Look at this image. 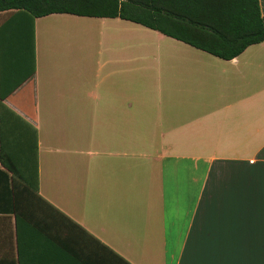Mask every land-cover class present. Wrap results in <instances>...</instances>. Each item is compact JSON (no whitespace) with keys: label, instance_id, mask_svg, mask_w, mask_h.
<instances>
[{"label":"crops","instance_id":"crops-1","mask_svg":"<svg viewBox=\"0 0 264 264\" xmlns=\"http://www.w3.org/2000/svg\"><path fill=\"white\" fill-rule=\"evenodd\" d=\"M140 27L0 13V264H264V42Z\"/></svg>","mask_w":264,"mask_h":264},{"label":"trees","instance_id":"trees-1","mask_svg":"<svg viewBox=\"0 0 264 264\" xmlns=\"http://www.w3.org/2000/svg\"><path fill=\"white\" fill-rule=\"evenodd\" d=\"M7 11L26 16L32 31L36 18L52 14L120 18L223 60L264 42L259 0H0Z\"/></svg>","mask_w":264,"mask_h":264},{"label":"rangeland","instance_id":"rangeland-1","mask_svg":"<svg viewBox=\"0 0 264 264\" xmlns=\"http://www.w3.org/2000/svg\"><path fill=\"white\" fill-rule=\"evenodd\" d=\"M138 27L139 26L135 25L134 45L135 46L148 47L150 50H152L150 54L156 55L157 51H156L155 45L147 46V45L143 44V41L140 38L141 36H140L139 32H137ZM58 28L63 30V37H66L67 40L69 39V42L73 41V38L79 37V38H77L76 43H79V44L85 43V44L96 45L99 43V40H100L99 28L97 26H93L92 28H87V27L83 26L82 24L71 23V24L64 25V26L58 27ZM140 28H143V27H140ZM70 35H73V36L71 37ZM82 36L85 37V39H86L85 42H83ZM144 43H145V41H144Z\"/></svg>","mask_w":264,"mask_h":264}]
</instances>
